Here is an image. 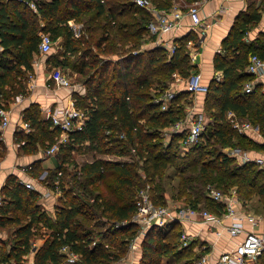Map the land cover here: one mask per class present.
Instances as JSON below:
<instances>
[{"label":"trees","instance_id":"obj_1","mask_svg":"<svg viewBox=\"0 0 264 264\" xmlns=\"http://www.w3.org/2000/svg\"><path fill=\"white\" fill-rule=\"evenodd\" d=\"M152 1L158 7L171 4L170 0ZM37 12L30 9L27 0L0 2V106L5 107L7 101L24 91L22 75L32 68V57L40 41L39 30H42L53 40L64 39V49L47 59L79 73L85 91L74 93L75 104L85 112L86 119L82 129L70 132V138L59 147L60 162L56 166L44 169L35 161L29 168L30 176L46 188L60 187L53 217L39 201V189L25 186L13 173L7 175L0 189V230H11V234L6 239L0 238V262L21 264L40 235L42 241L33 253V264L63 263L66 259L60 251L63 245L79 255L78 264H117L120 247L118 251L108 247L119 244L114 243L119 233H134L138 226L128 223L114 229L112 236L98 230L97 242L92 237V228L88 227L95 212L107 219H129L136 209L135 195L146 183L150 185L153 201L165 204L162 193L156 191L158 183L155 184L154 176L162 175V170L169 166L177 172L185 171L190 167L188 161H198L191 170L199 173L203 187L208 182L225 191L235 186L242 200L257 195L264 207V165L255 167L256 162L249 160L232 166L231 156L206 147L212 142L264 150V139L238 133L224 116L226 110L232 109L238 116L257 123L264 135V92L259 89L243 92L242 84L251 77L240 71L252 53L264 59V37L259 47L245 44L241 39L248 22L259 19L258 10L252 9L233 24L228 42L239 49L238 52L230 49L233 59L228 53L214 57V67L223 76L220 80L206 81L203 112L209 120L200 140L185 153L179 144L184 132L172 134L165 142L162 130L184 117L181 102L191 92L187 89L175 92L165 109L161 108L162 102L154 100L166 87L172 71L187 76L195 67L184 46L189 37L178 39L170 56L160 46L132 52L139 47L150 19L146 10L137 7L133 0H39ZM38 15L44 20L41 27ZM70 18L83 22L81 36L73 37V30L67 24ZM71 56L75 58L70 60ZM22 118L32 129L15 130L14 140L26 153L45 149L60 134V129L51 125L37 103L26 106ZM74 149L92 150L98 156L68 169ZM100 154L132 155L135 159L117 161L99 157ZM207 154L212 157L206 159ZM43 171L46 172L41 177ZM195 178L194 175L179 178L177 195L192 206L204 205L213 212H221L219 203L204 191L200 197L199 191L189 185V180ZM96 182L95 192L91 185ZM181 229L180 222L174 221L165 228L151 226L145 231L141 264H156L158 260H153L154 256L157 259L163 254L192 253L191 243L179 247ZM256 262L264 264V249Z\"/></svg>","mask_w":264,"mask_h":264},{"label":"crops","instance_id":"obj_2","mask_svg":"<svg viewBox=\"0 0 264 264\" xmlns=\"http://www.w3.org/2000/svg\"><path fill=\"white\" fill-rule=\"evenodd\" d=\"M2 1L8 2L9 0H0V2ZM29 1L30 2L34 1L36 3L35 8H33L29 4ZM38 1L39 0H27L30 9L36 13H38L37 12ZM191 1L193 0H170L171 2L170 6L178 5L182 10H185L186 6ZM252 9H256L259 11L260 13L259 19L256 21L252 20L251 22H248L247 24L248 29H246L241 39L242 42L245 44H253L254 47H259L261 43L260 39L264 37V0H205L201 3L199 8L200 15L203 17V19L209 21L210 23V26L205 30L204 34H202L201 26L193 24L191 18L188 17L187 15H184L180 23L172 30L164 33L161 39H166L168 42L169 41L175 42L177 45H178V39L181 38L184 39L186 37H189L188 39H192L193 42L192 45L187 46V40L184 43L185 50L189 55L190 63L195 65V67L190 69V72L192 71L201 72L202 80L204 82L210 81L212 75L215 76L216 80H220L222 79L223 73L221 70H218L214 67L213 64L214 57L218 54L223 55L225 53H228L229 58L233 59L234 55L230 54V49H233L234 52H238L239 49H236L234 46L229 44L230 42H228L230 36V30L233 24L238 19L241 20L245 18V16H247V14ZM213 13H215L216 16L213 17ZM149 16L151 18L150 14ZM68 20H71V22H68ZM68 20H67V24L74 23L79 27L81 31L82 25L80 22L76 21L74 18H70ZM38 23L40 27L44 24V20L39 15H38ZM40 32H42V30H39V35ZM79 36H81V34ZM79 36H75L73 32L74 38ZM155 39H159V38L156 37L155 35H150L147 32V28H146V31L143 33L142 41L140 42L139 46H141L143 42H145L146 49L156 46ZM63 42L64 39H55L53 42L55 46L59 47L58 53L64 49L62 46ZM52 48L53 47H51L49 52L44 53L39 50V44H38V49L32 57V61H31L32 68L30 70H27V74L29 78L27 81L24 82V91L17 94V95L21 94V97L19 96L17 97L16 95L13 99L5 103V108L8 110L10 122L6 127L0 126V189L3 186L8 174H12V173L15 174L21 181L29 180L31 178L30 174L28 173L29 168L31 167L32 163L35 161H39L40 167L44 169L52 168L60 162V157L58 152H55L53 154H44L43 153L44 148L43 149L40 148L36 152L26 153L20 148L19 144L14 140L15 123L17 122V120H19V117L22 114V110L30 103H37L41 109L42 114L44 115L46 112V108L48 107L53 108L59 104L67 105L71 94L74 97V93L82 94L85 91V87L81 81L78 82L74 81L73 83L75 85V90H72L69 89L68 87L57 86L56 83L51 79L50 72L54 67L59 68L61 72L67 75L71 80L73 75L76 76L79 75V73L73 71H71L73 75H71L70 73L67 74L63 71V70H67L64 69L66 67H61L50 63L47 57L51 54V51L53 50ZM59 57H61V54ZM249 57L250 56L248 55L247 62L244 68L240 71L247 73L246 65L249 61ZM74 58L75 57L71 56L70 60H73ZM45 65L47 68L44 67ZM247 74L251 77L249 73ZM180 76L183 75L179 73L177 70L172 71L170 78L166 82V87L163 90L167 89L170 86L171 82L175 79V77H180ZM248 80L251 79H247L246 81ZM246 81H244V83ZM244 83L242 84L243 92H245L243 90ZM171 89L175 93L179 90L182 89L184 90L186 88L182 81L174 84V86ZM187 98L188 99L186 101L184 100L181 103H183V110L185 112L183 118L189 119L194 112L200 110L203 111L205 92L189 93ZM165 103L167 106L168 100H166ZM229 111H232L235 114V116L239 119L249 120L238 116L234 110L228 109L226 110L224 116L229 123H230L228 119ZM208 120L209 118H207V121ZM254 125L259 128L257 124ZM183 131L184 129L181 132ZM244 133H247L249 135L255 132L249 130ZM162 135L164 134L162 133ZM253 135H254L253 137L256 139H264V135L262 134V132H261L262 136L258 135L257 133ZM170 137L171 136L169 137L163 136L165 142H167ZM183 140H184V136L182 139H180V143H179L181 151L188 150L189 148V146L184 144ZM51 155H53L55 158L54 161L55 164L53 165L46 164L45 160L48 159V157ZM99 157L107 158L108 154H100ZM257 157H264V150H258V152L248 151L247 155H244L242 160L243 162H245L244 161L245 158H249L246 161L249 160L255 161V158ZM256 164H259V166L264 165L258 162H256ZM45 172L46 171H43L40 176L42 177L45 174ZM33 182L40 189V191L44 190L43 189L44 187L39 180L33 179ZM204 194L207 196L205 192ZM41 198L42 197L40 196L39 201L42 204H44L45 202L47 211L49 215L52 216L54 213V205L57 202V196L50 195L47 196L46 198L43 199ZM241 201H242V205L238 204V209L241 210L242 212H248L255 215L257 220V223L255 225H252L250 222L246 221L244 223L245 229L256 230L257 232H259L264 236V207L260 203V200L258 199L257 196H252L249 199H245V200L241 199ZM229 221H230L229 218H223L224 223H228ZM181 227L184 228L186 232L189 233L190 235L192 236L195 235L193 236V241L190 244L192 245V251L196 252L194 253V261L197 262L201 255H206L208 259L203 264H210L211 262L216 260V258L218 257L221 251L233 247L235 243L240 241L244 235V233L242 232L234 237H230L225 230H222L220 235H217L213 227H210L207 223H204L199 219L196 220V222H192V221L183 222L181 224ZM3 235L4 233L0 230V238H4L2 237ZM249 264H257L256 259L250 260Z\"/></svg>","mask_w":264,"mask_h":264},{"label":"built area","instance_id":"obj_3","mask_svg":"<svg viewBox=\"0 0 264 264\" xmlns=\"http://www.w3.org/2000/svg\"><path fill=\"white\" fill-rule=\"evenodd\" d=\"M203 1L205 0H193L186 6L185 10H182L178 5L158 7L152 0H133L137 7L145 9L151 15V18L146 24V28L150 35H155L159 38L155 39V45L165 47L164 49L167 51H172L171 54L174 52L177 44L172 41L168 42L166 39H161V37L164 33L175 28L184 15L190 17L193 24L201 26L202 34H204L205 30L210 26L209 21L203 19L199 12L200 5ZM29 4L35 8L36 3L34 1H29ZM214 16H216L215 13H213V17ZM68 22H71V20H68ZM68 24L71 26L75 36H79V27L74 23ZM53 42L54 40L50 37L48 32H40L39 50L41 52H49ZM192 43V39H187V46L192 45ZM246 72L251 75V80L244 83L243 90L247 93L255 89L264 92V59L258 54L252 53L246 65ZM50 77L57 86L68 87L69 89L75 90V85L72 80L62 73L59 68L54 67L50 72ZM179 81H183L185 83V88L191 93H204L207 91V83L202 80V74L199 71H192L187 76L175 77V80L171 82L170 86L163 90L158 98L154 100L156 102H162L161 105L163 109L167 107L165 103L166 100L174 95L171 88ZM18 96L21 97V94L17 95V97ZM75 100V97L71 94L67 105L59 104L53 108H46L44 117L51 121L52 126L60 129V134L54 143L44 149V154H53L57 152L59 147L70 138V132L82 129L86 114L82 109L76 106ZM228 119L231 126L238 133L251 130L261 135L257 126L249 120L237 118L232 111L228 112ZM9 122L10 117L8 110L1 105L0 126L6 127ZM207 122L205 113L200 110L194 112L189 119L182 118L172 122L167 127L163 128L162 133L164 134L163 136L169 137L184 129V144L190 146L200 140ZM31 129L30 124L22 118L21 114L19 120L15 123V130L29 132ZM247 159L249 158H245L244 161ZM255 161L264 164V157H257ZM33 179L35 178L31 177L29 180H24L22 182L27 187L39 189L33 182ZM56 183L58 182L56 181ZM43 187L44 190L40 191L41 199L50 195L58 196L61 192L59 185L55 186L54 189L46 188L44 185ZM204 192L210 199L221 205V212L216 213L204 206H192L184 202L175 203L174 205L155 203L150 194V185L146 183L136 193V209L134 213L129 219L122 220L121 224L127 225L128 223H135L140 227L141 231L145 232L151 226L165 228L174 221H178L182 224L186 221L196 222V220L199 219L207 223L210 227H213L217 235H220L222 230H225L230 237H234L243 232L244 235L240 241L236 242L233 247L221 251L216 260L210 264H249V261L256 259L264 249V236L256 230H247L244 226L246 221L255 225L257 223L255 215L242 212L238 209V204L242 205V201L235 187H230L225 191L215 184L208 182L204 185ZM223 218H229L230 221L224 223ZM193 236L182 228L179 237V247L188 246L193 241ZM40 240H42V238ZM39 243V240H34L32 242V249L27 255H24V260L21 264H33V253ZM60 251L65 254L66 259L63 263L59 264H78L79 255L71 251L68 245L61 246ZM207 259L206 255H201L195 264H203ZM0 264L7 263L0 262Z\"/></svg>","mask_w":264,"mask_h":264},{"label":"rangeland","instance_id":"obj_4","mask_svg":"<svg viewBox=\"0 0 264 264\" xmlns=\"http://www.w3.org/2000/svg\"><path fill=\"white\" fill-rule=\"evenodd\" d=\"M80 23H81V25H83V22H80ZM53 45H54V43H53ZM156 46H160V45H156ZM52 47H53L52 48L53 50L51 51L50 55H52L53 53L55 55H57L59 47L55 46V45ZM160 47H162V46H160ZM162 48H165V47H162ZM145 49H146L145 42H143V44L141 46L133 49L132 52H136L135 50H145ZM171 52H170V50L167 51L168 56L171 55ZM44 67L47 68L46 65ZM64 69H67V70L62 69L65 73H67V74L70 73L71 75H73L69 68H64ZM28 78H29L28 74L23 73V75H22L23 81L24 82L27 81ZM212 78L216 79L215 76H213V75H212ZM81 79L82 78L79 75H77V76L73 75L72 82H74V81L78 82ZM179 82H182V81H179ZM184 85H185V83H184ZM213 102H216L215 103L216 105L218 103L217 101H213ZM254 124H257V123H254ZM227 128H228V126H227ZM228 131L230 132V129H228ZM253 134H255V133H253ZM253 134H249V136L253 137L254 136ZM233 135H234V137L237 136L236 134H233ZM206 147L207 148H214V149L220 151L222 154H227V155L231 156L233 158V161L231 163L232 166H235L236 165L235 163H242L243 162V160H242L243 156L247 155L248 151L258 152V150L251 149L249 147L242 148L240 146H235V145H226L225 146V145H220L218 143H212V142L210 145H206ZM182 152L185 153V152H187V150H184ZM70 156L72 159L71 162L72 161L73 162H72V164L68 165V169L73 168L74 165L78 166V165H81L82 163H84L85 161L93 159L94 157L98 156V153L96 154L92 150H86V152H83L82 149H79V150L74 149ZM210 157H212L210 154L205 155L206 159H208ZM248 157H249V155H248ZM189 158L190 157H188V160H189ZM107 159H111V160L114 159L117 161L118 160L119 161H132L135 158L132 155H124L123 156V155L108 154ZM54 161H55V158L53 155H51L48 157V159L45 160V163L49 164V165H53V164H55ZM197 162L198 161H195V160L188 161L187 163L190 166L188 168L189 170L187 169V170L182 171V172H177L173 166H169V167L162 170L164 172V173L162 172L163 176L158 174V173H157V175L154 176L155 184L158 183V185H157L158 188H156L157 189L156 191L159 195H160V193H162L163 200L165 201L164 202L165 204H173L174 205L175 203L177 204V202H185L186 201L185 198L180 197V195L179 196L177 195L179 192L176 189V185L178 183L179 178L184 177L185 175L187 177L194 175L197 178V179L195 178L194 180H189V185H192L194 187L195 191H197V192L199 191L198 194L200 197L203 196L204 187L202 184V178L199 177V173L197 171L191 170L192 169L191 166L197 165L196 164ZM255 167H260V166H259V164H256ZM138 172L141 175V177L144 178V174L140 168H138ZM165 173H166V175H165ZM107 179L109 180L110 178L108 177ZM140 180H141V178L139 177V181ZM139 185H141V184H139ZM144 185H141V187H143ZM141 187H139V189ZM91 188L93 189V191L96 192L98 189V183L96 182V183L92 184ZM197 188H198V190H197ZM187 191H190V189H188ZM192 194H194V193H192ZM254 196H257V195H254ZM186 197H187V195H186ZM135 199H136V195H135ZM43 206L47 210L45 202H44ZM53 216H54V214L52 215V217ZM92 223H95V225H93ZM88 227L92 228V230H93L92 237H93L94 241L96 240L98 242L99 241L98 239H100L98 236L100 234L96 233V231L102 230V231L108 232L107 235L112 236V233L116 231L114 229H120L121 227H124V225L121 224V221L115 220V218H108V219L105 218L104 216L100 215L99 212L97 211V212H95V216L92 219L91 225ZM2 232L4 233V235L2 236L4 238L5 237L7 238L8 235L11 234V230L4 229V230H2ZM144 233L145 232L141 231L140 227H137V230L134 233H131V232L125 233V234L119 233V235L115 237L114 243H116V244L119 243V244H117V245L111 244L108 247L111 251H118L119 248H117V247H120L121 251L118 252L119 258L115 263H117V264H141L142 263L141 257H142V251H144V249L142 250V247H143L142 239L144 238ZM39 236L40 235H37L35 240H39L41 242L40 239L42 237L40 238ZM4 238H1V239H4ZM194 253H196V252H192V253L184 252L180 255H174L173 253H168V254L161 255L157 259H155V256H154L153 260H158L156 262V264H195V261H193V263L191 261ZM79 264H81V263H79Z\"/></svg>","mask_w":264,"mask_h":264}]
</instances>
